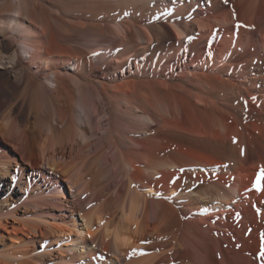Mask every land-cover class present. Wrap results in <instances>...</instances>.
Returning a JSON list of instances; mask_svg holds the SVG:
<instances>
[{"label": "bare ground", "instance_id": "6f19581e", "mask_svg": "<svg viewBox=\"0 0 264 264\" xmlns=\"http://www.w3.org/2000/svg\"><path fill=\"white\" fill-rule=\"evenodd\" d=\"M169 1L180 12L190 0ZM235 2L244 15L258 0ZM24 10L22 1L0 0L7 15L0 29L21 23ZM149 25L148 35L184 34L174 22ZM39 41L20 52L49 71L42 82L0 45V228L7 231V238L0 231V264H264V123L254 127L263 141L255 146L234 117L201 119L171 95L151 115L147 91L136 94L137 104L130 86L89 90L71 67L52 68V38ZM21 86L20 103H9ZM105 99L115 102L113 112ZM254 112L264 119V96ZM244 124L248 132L252 123ZM181 133L213 143L202 149L193 138L165 137ZM209 192L214 198L195 204L192 194Z\"/></svg>", "mask_w": 264, "mask_h": 264}, {"label": "rangeland", "instance_id": "374dc122", "mask_svg": "<svg viewBox=\"0 0 264 264\" xmlns=\"http://www.w3.org/2000/svg\"><path fill=\"white\" fill-rule=\"evenodd\" d=\"M9 1L12 6L22 1L24 12L26 8L30 12L28 16H21V23L14 27L0 29V45L4 48L7 43L11 49L5 54L14 51L20 55L23 66L37 74L41 82L49 76V71L32 67L28 54L20 52V48L32 40H41L47 45L52 38L56 45L46 54L52 68L65 71L71 67V73L89 90L108 94L118 87L130 86L127 92L139 97L147 91L151 115L165 110L166 98L171 95L178 101L177 106L194 109L201 119L206 114L218 119L234 117L235 120H231L237 123L244 137L251 132L250 139L255 146L263 142L256 129L264 119L254 111L264 96V0H258L255 10H246L244 15L235 0H216L211 5L206 0H190L180 12L169 0H151L148 4L141 1L129 7H124L128 5L122 0ZM140 5L142 7L136 10ZM6 16L3 11L0 20H6ZM170 22L182 27L183 36L172 37L164 30L148 35L144 29L146 24H150V28ZM125 28H128L127 33ZM147 36H150L149 41ZM11 92V97H6L9 103H20L18 95L21 96L22 86ZM138 96L135 102L141 104ZM114 104L107 99L102 102L110 112ZM29 116L30 121H34L33 115ZM244 123H252L248 132L245 128L248 124ZM165 137L178 142H189L193 138L186 133ZM193 139L198 141V138ZM199 139L197 143L203 144L202 149L213 143L206 137ZM2 145L9 146L8 143ZM215 151L219 152L214 148ZM200 194L202 196L191 195L196 198V205L214 198L213 192L205 199L204 194ZM3 199L0 195V209L6 206ZM11 222V218L6 220L8 228ZM0 231L7 236L5 229L0 228Z\"/></svg>", "mask_w": 264, "mask_h": 264}, {"label": "snow or ice", "instance_id": "6c2138e0", "mask_svg": "<svg viewBox=\"0 0 264 264\" xmlns=\"http://www.w3.org/2000/svg\"><path fill=\"white\" fill-rule=\"evenodd\" d=\"M174 182V181H173ZM259 211V210H258ZM262 256H264V253L261 254Z\"/></svg>", "mask_w": 264, "mask_h": 264}]
</instances>
